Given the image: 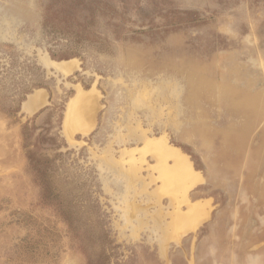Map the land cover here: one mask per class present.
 <instances>
[{
    "label": "rangeland",
    "instance_id": "obj_1",
    "mask_svg": "<svg viewBox=\"0 0 264 264\" xmlns=\"http://www.w3.org/2000/svg\"><path fill=\"white\" fill-rule=\"evenodd\" d=\"M0 264H264V0H0Z\"/></svg>",
    "mask_w": 264,
    "mask_h": 264
},
{
    "label": "bare ground",
    "instance_id": "obj_2",
    "mask_svg": "<svg viewBox=\"0 0 264 264\" xmlns=\"http://www.w3.org/2000/svg\"><path fill=\"white\" fill-rule=\"evenodd\" d=\"M57 66L65 72L70 71L72 68V65L68 61L57 63ZM42 97L43 96L40 92L31 96L30 100L26 104L27 108H35L41 101ZM93 101L94 99L92 94H90L86 90L84 91L83 89L79 90L78 94L71 100L68 107L65 122L68 130L77 126L85 127L90 124L89 114L93 105ZM146 147L153 152L155 151L158 161L160 162L158 163V169L161 173L160 175H162L163 181L162 179L161 181L163 182V189L173 193L174 195H182V193L185 192V189L189 182L195 180L197 177V175L193 172V169L189 165L187 159L183 155H180L178 150L169 147L165 142L161 140L155 139L147 141ZM174 154L176 155L174 156L176 162L174 165L172 164L173 166H168L169 163H166V158ZM194 219L195 218L194 216H192V214H179L176 218L175 226L179 230L183 229L187 226L193 225Z\"/></svg>",
    "mask_w": 264,
    "mask_h": 264
},
{
    "label": "water",
    "instance_id": "obj_3",
    "mask_svg": "<svg viewBox=\"0 0 264 264\" xmlns=\"http://www.w3.org/2000/svg\"><path fill=\"white\" fill-rule=\"evenodd\" d=\"M40 93H41V92H40ZM41 94H42V96L44 97L45 94H44V93H41ZM43 97H42L41 101L43 100ZM41 101H40V102H41Z\"/></svg>",
    "mask_w": 264,
    "mask_h": 264
}]
</instances>
